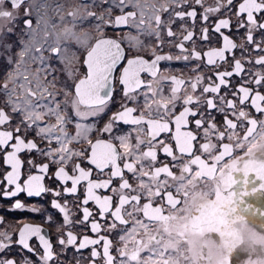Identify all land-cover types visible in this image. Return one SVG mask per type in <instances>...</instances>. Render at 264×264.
Wrapping results in <instances>:
<instances>
[{
    "label": "snow or ice",
    "instance_id": "6c2138e0",
    "mask_svg": "<svg viewBox=\"0 0 264 264\" xmlns=\"http://www.w3.org/2000/svg\"><path fill=\"white\" fill-rule=\"evenodd\" d=\"M261 195L264 0H0V264H264Z\"/></svg>",
    "mask_w": 264,
    "mask_h": 264
},
{
    "label": "flooded vegetation",
    "instance_id": "af4514ba",
    "mask_svg": "<svg viewBox=\"0 0 264 264\" xmlns=\"http://www.w3.org/2000/svg\"><path fill=\"white\" fill-rule=\"evenodd\" d=\"M54 2V0H49V3ZM49 15H54L51 11L49 12ZM118 33H114L111 30H108L107 35L112 36L116 35ZM167 51V49H165ZM164 67V65H162ZM183 65L179 62L172 64L173 69H180L182 68ZM83 71V69H81ZM185 74L187 75V71L185 70ZM46 183H52L50 181H45ZM23 202L26 203H34L36 202L39 198H26L24 194H21L19 197ZM248 201L250 203H253L257 205L258 207L264 208V195H261L259 198L257 197H247ZM13 201L10 200H0V217L4 218V224L0 225V228L4 227H16L18 226L19 223H32V224H39L44 228H48L49 231H53V229L50 228V226L46 223H44L42 217L38 214H33L27 211H14V212H9L7 209L11 206V203ZM53 240H55V236L53 235ZM35 242V241H33ZM87 254V253H86ZM35 259V257H32ZM242 259L244 258L243 256L241 257Z\"/></svg>",
    "mask_w": 264,
    "mask_h": 264
},
{
    "label": "rangeland",
    "instance_id": "374dc122",
    "mask_svg": "<svg viewBox=\"0 0 264 264\" xmlns=\"http://www.w3.org/2000/svg\"><path fill=\"white\" fill-rule=\"evenodd\" d=\"M53 3V2H52Z\"/></svg>",
    "mask_w": 264,
    "mask_h": 264
}]
</instances>
